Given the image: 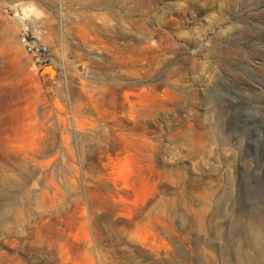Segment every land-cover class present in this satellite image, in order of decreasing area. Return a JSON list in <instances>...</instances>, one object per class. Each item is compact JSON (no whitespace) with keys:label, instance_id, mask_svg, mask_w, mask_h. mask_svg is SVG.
I'll return each instance as SVG.
<instances>
[{"label":"rangeland","instance_id":"rangeland-1","mask_svg":"<svg viewBox=\"0 0 264 264\" xmlns=\"http://www.w3.org/2000/svg\"><path fill=\"white\" fill-rule=\"evenodd\" d=\"M0 264H264V0H0Z\"/></svg>","mask_w":264,"mask_h":264},{"label":"built area","instance_id":"built-area-1","mask_svg":"<svg viewBox=\"0 0 264 264\" xmlns=\"http://www.w3.org/2000/svg\"><path fill=\"white\" fill-rule=\"evenodd\" d=\"M20 40L26 51L32 54L39 64H44L51 57L49 44L41 38L37 24L23 19Z\"/></svg>","mask_w":264,"mask_h":264},{"label":"bare ground","instance_id":"bare-ground-1","mask_svg":"<svg viewBox=\"0 0 264 264\" xmlns=\"http://www.w3.org/2000/svg\"><path fill=\"white\" fill-rule=\"evenodd\" d=\"M257 250V251H256ZM256 252L260 253L258 249H255ZM259 256V255H258ZM259 260H261V258H258ZM263 260V259H262Z\"/></svg>","mask_w":264,"mask_h":264},{"label":"water","instance_id":"water-1","mask_svg":"<svg viewBox=\"0 0 264 264\" xmlns=\"http://www.w3.org/2000/svg\"><path fill=\"white\" fill-rule=\"evenodd\" d=\"M50 65H46V67H49Z\"/></svg>","mask_w":264,"mask_h":264}]
</instances>
